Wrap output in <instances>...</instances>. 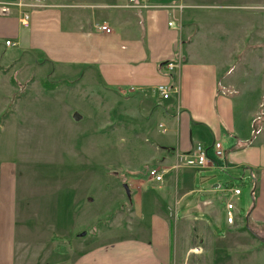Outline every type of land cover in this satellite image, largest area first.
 Listing matches in <instances>:
<instances>
[{"label":"crops","instance_id":"0c3cea01","mask_svg":"<svg viewBox=\"0 0 264 264\" xmlns=\"http://www.w3.org/2000/svg\"><path fill=\"white\" fill-rule=\"evenodd\" d=\"M1 1L33 5L27 27L20 23L19 11L0 16V44L3 42L6 49L37 54L63 67L86 69L107 89L133 92L143 101L150 124L160 129L153 133L158 142L150 147L152 166L164 174L154 187L159 194L150 202V224L139 219L133 225L134 220L121 215L116 222L125 218L127 223L121 228L125 227L127 234L110 236L106 231L97 235L96 231V239L89 242L86 234L90 228L85 222L58 230L54 221H64V217L70 221L78 212L80 199L68 195L62 202H50L53 210L48 208L47 214L33 211L34 205L27 198L33 189L28 191L25 187L21 194L22 183L19 184L23 176L30 174L32 160L24 154L18 137L8 148L0 139V264H171L172 231L167 219L171 208L175 205L181 212L194 205L205 215L213 214L212 201H194L192 195L195 186L201 185L199 192H221L225 200L224 189L239 186L229 181L223 185L220 172L249 173L253 193L258 191L251 212L253 221L264 227V123L258 133L252 134L251 129V117L259 97L264 95V83L255 86V93L260 94L255 99L225 93L228 87L249 88L250 82H245L247 75H232L227 67L228 56L215 53L217 45H222L209 31L216 19L198 24L191 11L213 5L195 0H150L154 8L132 10L119 7L123 0H64L63 4ZM232 3L221 6L237 7ZM171 5L183 8L168 7ZM171 21L174 26H169ZM98 25H107L112 32L100 31ZM7 40L14 42L15 48L5 45ZM168 62L177 63L171 73L161 67ZM159 84L175 85L178 92L162 100L155 92ZM33 100L32 97L27 102L25 110L30 109ZM4 103L8 101L2 100L0 106ZM23 118L22 122H15L16 127L22 126ZM92 132L88 135L80 129V141L88 147L87 142L94 140L96 152L97 135ZM215 142L222 144L224 157L214 167L198 169L186 165L184 156L197 144L204 145L214 156ZM143 182L142 186L154 183ZM131 190H135L133 184L130 193ZM137 194L141 199L142 194ZM241 197L242 194L239 200ZM44 217L53 224L40 229L38 223ZM86 219L96 222L100 216Z\"/></svg>","mask_w":264,"mask_h":264},{"label":"rangeland","instance_id":"374dc122","mask_svg":"<svg viewBox=\"0 0 264 264\" xmlns=\"http://www.w3.org/2000/svg\"><path fill=\"white\" fill-rule=\"evenodd\" d=\"M29 1L37 4L50 1L64 3V0ZM195 1L213 5L191 11L198 24H203L206 19H216L209 31L215 33L222 45H217L215 53L228 56L227 67L232 75H247L245 82H250L247 84L249 88L228 87L225 93L235 97L244 95L246 99L247 95L251 99L260 96L255 90L264 83V0ZM230 3H236L237 7L221 6ZM6 48L2 42L0 102L5 100L8 104L0 106V139L8 148L18 137L24 146V154L32 160L30 174L23 176L24 182L20 180L19 184L22 183L21 194H24L25 187L28 191L33 189L28 193L30 200L22 196L34 205L33 211L47 214L48 208L53 210L50 202L54 199L62 202L68 195L78 201L80 199L78 212L71 216L70 221L66 217L64 221H54L58 230L85 222L90 228L86 234L89 242L96 239V231L97 235L106 231L110 236L127 234L128 230L121 228L127 223L125 218L121 224L116 222L121 215L134 220L133 225L139 219L150 224V202L157 199L159 193L154 187L159 182L142 186L141 180L147 181L148 169L153 167L150 147L158 142L153 133L160 129L158 125L150 124L148 108L143 101L133 92L107 89L95 74L86 69L63 67L43 56L26 54L27 51L15 53ZM43 81L49 84V89L42 85ZM32 97L33 104L25 110ZM19 100L22 102L18 103ZM23 116L22 126L16 127L15 122H22ZM259 116L261 118H257ZM263 123L264 95H261L251 117L252 134ZM80 129L96 133V152L94 140L87 142L88 147L80 141ZM218 176L223 185L229 181V184L242 189V197L237 204L238 219L229 228L225 220L223 194L199 192L203 188L196 185L192 199L212 201L214 212L205 215L199 206L194 205L184 207L181 212L175 205L171 208L167 216L172 231L171 264H264V244L243 229L248 224L264 237V227L255 224L251 213L258 193L252 192V177L249 173L243 174L242 170L228 174L220 172ZM132 184L135 190L130 193ZM138 192L142 194L141 199ZM139 208L141 211H137ZM91 216H100V220L86 219ZM47 221L44 217L42 223H38L40 229L52 226V220Z\"/></svg>","mask_w":264,"mask_h":264},{"label":"built area","instance_id":"2783aa9c","mask_svg":"<svg viewBox=\"0 0 264 264\" xmlns=\"http://www.w3.org/2000/svg\"><path fill=\"white\" fill-rule=\"evenodd\" d=\"M31 7H33V5L25 3L24 1L7 2L0 0V16H10L14 12L19 11V21L23 26L27 27L29 25V9ZM119 7L132 10H149L154 8L155 6L151 4L150 0H123ZM168 7L178 8L180 10L183 8L181 5H171ZM169 26H174L172 21L169 22ZM97 28L105 33L112 32L111 28L107 25H98ZM5 44L7 46H13L14 42L7 40L5 41ZM164 67L168 73H171L177 68V63L168 62ZM155 92L162 100H165L169 99L172 93L178 92V88L175 85L170 86L169 84H159L155 87ZM257 118L261 117L259 116ZM165 131L166 129L163 128V132ZM259 131L260 129L253 130L254 133H258ZM213 153L214 156H210L208 153V149L204 145L197 144L191 153H188L184 156V161L186 165L194 168H212L216 165L218 159L224 157V149L220 142L214 143ZM163 174L164 172L160 171V169L158 168H150L148 169L147 180L161 182L163 179ZM224 191L225 220L226 224L231 226L235 224L239 216V209L237 207V204L239 201V197L242 194V189L241 187L228 186L224 189Z\"/></svg>","mask_w":264,"mask_h":264},{"label":"water","instance_id":"95a60500","mask_svg":"<svg viewBox=\"0 0 264 264\" xmlns=\"http://www.w3.org/2000/svg\"><path fill=\"white\" fill-rule=\"evenodd\" d=\"M76 118L78 119L79 116L76 115ZM125 188H126V192H127V194H129L128 186L125 185ZM249 215H250V214H248V216L246 217L247 220H248V218H249ZM246 226H247V229L249 230V232H250L251 234H253V235H254V236H255L260 242H262V243L264 244V237L260 236L258 233H256L254 230H252V229L249 227L248 224H247Z\"/></svg>","mask_w":264,"mask_h":264},{"label":"trees","instance_id":"16d2710c","mask_svg":"<svg viewBox=\"0 0 264 264\" xmlns=\"http://www.w3.org/2000/svg\"><path fill=\"white\" fill-rule=\"evenodd\" d=\"M166 64H167V63H163L161 67H164ZM42 85H43L46 89H47V88L49 89V84L46 83L45 81L42 82ZM253 189H254V187H253ZM253 191H254V190H253ZM253 191H252V192H253ZM243 229H244L245 231H247L251 236H253L254 238H256L253 234H251V233L249 232V230L247 229L246 225H244ZM252 229H253V228H252ZM254 231H256V230H254ZM256 233H258V232L256 231Z\"/></svg>","mask_w":264,"mask_h":264}]
</instances>
